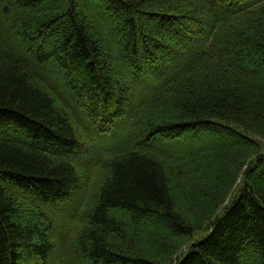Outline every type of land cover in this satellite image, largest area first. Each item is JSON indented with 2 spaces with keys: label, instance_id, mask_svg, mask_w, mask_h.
<instances>
[{
  "label": "trees",
  "instance_id": "obj_1",
  "mask_svg": "<svg viewBox=\"0 0 264 264\" xmlns=\"http://www.w3.org/2000/svg\"><path fill=\"white\" fill-rule=\"evenodd\" d=\"M187 1L0 0V264H264V0Z\"/></svg>",
  "mask_w": 264,
  "mask_h": 264
},
{
  "label": "rangeland",
  "instance_id": "obj_2",
  "mask_svg": "<svg viewBox=\"0 0 264 264\" xmlns=\"http://www.w3.org/2000/svg\"><path fill=\"white\" fill-rule=\"evenodd\" d=\"M190 3H191V1H193L194 2V0H188ZM187 1V2H188ZM31 13L32 12H30V11H28V10H24V9H22L21 10V16H22V19L23 18H28V17H30L31 16ZM138 20L140 21V18H138ZM138 20H137V23H138ZM144 20H141L140 22L142 23ZM65 23H67V21L65 22ZM64 23V24H65ZM148 24H155V22L152 20V21H149L148 22ZM159 30H161L162 32L164 31L165 32V30L167 29V26L166 25H163V26H160L159 28H158ZM57 33V31L55 30L54 32H52L51 34H48L47 36H45L44 37V35H43V39H40L39 41H37V43H36V46L38 47V48H41V49H43V50H48V49H50L51 47H52V41H53V36L55 35ZM77 171L79 172V176H81L80 177V181H81V183H83V187L86 189V191H87V198H88V196L89 195H91L92 193L94 194V192H95V190H96V186L99 184V182L101 181V179H102V176H104L105 174H106V170H104L102 167H100V166H96V165H94V166H78L77 167ZM188 176L190 177V178H193V175H185L184 176V179L183 180H185V181H188V179H190V178H188ZM183 178V177H182ZM241 186H242V178H241V176H240V178H239V180L237 181V183H236V185H235V190H234V192H233V195H232V197L237 193V191L241 188ZM86 198V199H87ZM230 199H231V196L228 198V200H227V202H229L230 201ZM23 200L25 201V203H27V204H29V205H31L32 203H30V200L28 199V198H23ZM87 201V200H86ZM86 201L84 200L83 202H82V205L80 206V208L81 209H84L85 207H86V205H87V203H86ZM177 205H181L180 203H178L177 202ZM32 207H34V205L32 204L31 205ZM223 206H221L220 208H219V210L216 212V214H215V216L216 215H218L222 210H223V208H222ZM56 211V210H55ZM52 213H54V214H56L55 212H52ZM58 213H61V212H58ZM221 214V213H220ZM58 217H60V218H64V219H67V220H69V221H67V220H62V219H59V220H55L54 221V227H55V229H54V232H53V235H55L56 234V232L58 231V229H60L63 225H64V223L65 224H68V222H71L72 223V225H73V222H75L76 221V218H77V216L76 217H74V218H70V217H68V216H65L63 213L61 214V216L59 215ZM50 218H51V216H50ZM213 220V219H212ZM211 220V221H212ZM210 221V222H211ZM56 222V223H55ZM210 222L208 223V224H206L205 225V227L202 229V230H199V231H197V232H195L194 233V235H193V237H192V241L185 247V248H183V250H182V252H185V251H187V249H188V246L190 247L193 243H195L196 241H198V240H201V239H203L207 234H208V229H209V226H210ZM81 225L79 224V223H77V221L74 223V229L73 230H77V231H81V227H80ZM70 229V228H69ZM72 230V229H71ZM186 249V250H185ZM181 253H179L178 255H180Z\"/></svg>",
  "mask_w": 264,
  "mask_h": 264
}]
</instances>
